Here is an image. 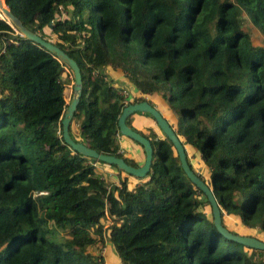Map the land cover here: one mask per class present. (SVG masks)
<instances>
[{
    "label": "trees",
    "instance_id": "16d2710c",
    "mask_svg": "<svg viewBox=\"0 0 264 264\" xmlns=\"http://www.w3.org/2000/svg\"><path fill=\"white\" fill-rule=\"evenodd\" d=\"M3 3L76 62L73 141L136 167L119 152L117 117L129 102L154 107L143 95L159 98L183 147L205 166L222 226L237 234L230 217L264 241V48L241 28L245 18L264 39V0ZM0 42V264H102L106 239L120 264H264L263 250L216 232L169 141L133 129L130 116L125 123L152 146L149 171L132 183L108 165L117 177L107 185L105 163L61 138L70 69L3 19ZM106 67L123 72L138 96L125 101ZM94 245L96 255L87 249Z\"/></svg>",
    "mask_w": 264,
    "mask_h": 264
},
{
    "label": "water",
    "instance_id": "95a60500",
    "mask_svg": "<svg viewBox=\"0 0 264 264\" xmlns=\"http://www.w3.org/2000/svg\"><path fill=\"white\" fill-rule=\"evenodd\" d=\"M0 13L2 15V17L0 16V19H4L7 24L17 30L26 40H30L36 43L40 47L53 54L61 63L67 66L72 73L73 80L71 86V97L69 98L68 103L63 109V113L60 119L61 138L64 144H66L72 151L77 152L82 156L100 161L102 163H105L106 165H113L117 170L123 171L132 177L139 179L143 178L149 171V165L152 159V146L147 138L139 134L137 131L131 129L125 123V120L132 113L148 114L153 119V122L155 123L156 127L161 132V134L171 144L175 152V156L177 157L179 166L182 172L184 173L185 177L193 185V187L198 189L205 197L206 202L210 208L212 224L216 232L227 240L236 242L249 248L264 251V241L252 236L234 234L228 231L224 226H222L219 207L209 186L207 185V182L200 178L191 169V166L189 165L186 158L184 147L179 141L178 137L175 135V132L168 124L166 119L160 114L157 109H155L146 101L132 103L129 102L125 104V106L122 107L116 121L119 134L121 136L129 138L130 140L138 143L141 146L144 158L143 162L140 165L136 167L130 166L125 163L122 158L97 153L95 150L85 146L83 143L73 141L69 135L68 126L75 110V107L78 103L81 90V76L76 62L63 50L55 46L53 43L48 42L45 39L41 38L39 35L27 30L21 24L19 19L16 18L8 10L3 1L0 2Z\"/></svg>",
    "mask_w": 264,
    "mask_h": 264
},
{
    "label": "rangeland",
    "instance_id": "374dc122",
    "mask_svg": "<svg viewBox=\"0 0 264 264\" xmlns=\"http://www.w3.org/2000/svg\"><path fill=\"white\" fill-rule=\"evenodd\" d=\"M1 1H3V0H1ZM64 15H66V14H64ZM0 16H1V13H0ZM241 28L248 34L249 39H250L251 43L254 46H260V47L264 48V39L262 38V36L255 29L252 28V26L248 23V21L245 18L241 19ZM45 32L49 34V36H50L49 39L54 40V37L52 36V34L49 33L48 29H45ZM103 70L106 73L107 78L112 81L113 85L119 86L120 88L122 87L120 82L117 81L116 78L113 79V78L110 77V75H109L110 73L109 74L107 73V70H108L107 67L104 68ZM118 75H119V73L116 76H118ZM126 82H128V81H126ZM71 86H72V82H70V84L67 86V90H70ZM121 89H122L121 93H124V89L123 88H121ZM68 94H69V91H67V101H68V96H69ZM158 107L161 109L162 114L165 117H168V118L173 117V114L170 113L168 109H166L165 104H164V107H163V105L161 103H159ZM172 124H174V123L172 122ZM156 130H158V128ZM156 130L153 131V132L155 134H157L158 136H162L160 134V132H158L159 130L158 131H156ZM140 131H143L144 133L148 132L146 129H144V130L141 129ZM192 152H193L194 157H192L191 154H187L188 162H189L190 159H192L191 160V166L194 169L195 173L197 175H200L201 177L203 176L204 178H206L205 166L203 165L199 154L196 151H194V150H192ZM172 154H173V152H172ZM173 155H175V154H173ZM100 165H101V167H99V170L101 168L102 172H104L103 170L114 172V170L112 168H110L108 165H105V164H100ZM131 178L134 179L135 177L131 176ZM202 197L203 196H199L198 198L202 200ZM198 210L203 212L205 214V216L210 217L209 206L208 205L204 204L200 208H198ZM224 220H225V223H226L227 227L231 228L237 234L245 235L246 233L249 232L247 229L242 227L240 224L236 223L234 221V219H232L230 217H225ZM251 233L252 234H256V233H254L252 231H251ZM258 236H260V235H258ZM262 237H264V236H262ZM87 249H88V252L91 253V254H95L96 255V254L99 253V250H98L97 246H95V245L92 246V247H88ZM100 253H101V250H100ZM102 255H103L102 264H120V262H119L118 258L116 257L115 253H113L111 244L108 242L107 239L105 241V247L102 250Z\"/></svg>",
    "mask_w": 264,
    "mask_h": 264
},
{
    "label": "crops",
    "instance_id": "0c3cea01",
    "mask_svg": "<svg viewBox=\"0 0 264 264\" xmlns=\"http://www.w3.org/2000/svg\"><path fill=\"white\" fill-rule=\"evenodd\" d=\"M107 73L108 74L110 73L109 75L111 78H113V79L116 78V80L120 82V84L122 86L121 88L124 89L125 101L126 100L127 101L132 100L134 97L138 96L137 90L132 85H130L129 82H126L127 79L125 78L123 72H121L120 70H112V69L108 68ZM118 73H119V75L116 76ZM116 87H119V86H116ZM143 97L145 99L150 100V102L154 105V108L157 109L158 111H160V114L164 117L161 109L158 107L159 103H161L163 105V107H164V104L159 98L154 97V96L152 97L150 95H143ZM68 101H69V96H68ZM68 101H66V104L68 103ZM129 116H130L128 118L129 125L135 130L140 131L141 129L144 130V129L151 128L152 131H155L157 129L153 120H151V118H149V117H146L144 114L132 113ZM156 131H158V130H156ZM118 141H119V152L121 154H123V156L127 157L130 160H133L137 165H140L143 162L144 155H143L142 149L139 145H137L135 142H133L129 138L121 136V135H119ZM184 150H185L186 158H187V154H191V156L194 157L193 152L189 147L184 146ZM191 160L192 159H190L188 162V163H190V166H191ZM191 169L194 171L192 166H191ZM100 170H101V168H100ZM103 171L104 172L101 171L103 173V176H104V173L109 172L106 170H103ZM110 172H112V171H110ZM112 173L113 174L110 177L105 179L107 185L110 184L109 183L110 181H116V177H117L116 173L115 172H112ZM202 178H203V176H202ZM203 179L206 180L205 178H203ZM129 180L132 183L137 182V180L132 179V178H129Z\"/></svg>",
    "mask_w": 264,
    "mask_h": 264
},
{
    "label": "built area",
    "instance_id": "2783aa9c",
    "mask_svg": "<svg viewBox=\"0 0 264 264\" xmlns=\"http://www.w3.org/2000/svg\"><path fill=\"white\" fill-rule=\"evenodd\" d=\"M3 20H4V19H3ZM9 26H10V25H9ZM10 27H11L12 33H13L14 35L22 36V35H21L17 30H15L12 26H10ZM3 49H4V43H3V42H0V52H2ZM123 94H124V93H123ZM124 96H125V94H124ZM93 165H94V164H93ZM112 174H113V173L110 172V171L104 173V179L110 177ZM116 185H118V184L116 183Z\"/></svg>",
    "mask_w": 264,
    "mask_h": 264
},
{
    "label": "clouds",
    "instance_id": "9594fccd",
    "mask_svg": "<svg viewBox=\"0 0 264 264\" xmlns=\"http://www.w3.org/2000/svg\"><path fill=\"white\" fill-rule=\"evenodd\" d=\"M127 101V100H126ZM153 120V119H152ZM204 181H206V180H204Z\"/></svg>",
    "mask_w": 264,
    "mask_h": 264
},
{
    "label": "bare ground",
    "instance_id": "6f19581e",
    "mask_svg": "<svg viewBox=\"0 0 264 264\" xmlns=\"http://www.w3.org/2000/svg\"><path fill=\"white\" fill-rule=\"evenodd\" d=\"M0 2H1V0H0ZM2 16V15H1Z\"/></svg>",
    "mask_w": 264,
    "mask_h": 264
}]
</instances>
